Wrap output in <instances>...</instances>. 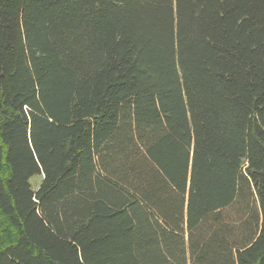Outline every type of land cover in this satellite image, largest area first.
<instances>
[{"label":"trees","instance_id":"1","mask_svg":"<svg viewBox=\"0 0 264 264\" xmlns=\"http://www.w3.org/2000/svg\"><path fill=\"white\" fill-rule=\"evenodd\" d=\"M0 264H264V0H0Z\"/></svg>","mask_w":264,"mask_h":264},{"label":"rangeland","instance_id":"2","mask_svg":"<svg viewBox=\"0 0 264 264\" xmlns=\"http://www.w3.org/2000/svg\"><path fill=\"white\" fill-rule=\"evenodd\" d=\"M41 175H34L31 179H30V182L32 183V185L34 186V187H36L38 184H39V182L41 181Z\"/></svg>","mask_w":264,"mask_h":264}]
</instances>
